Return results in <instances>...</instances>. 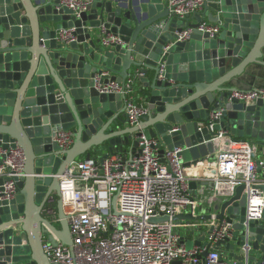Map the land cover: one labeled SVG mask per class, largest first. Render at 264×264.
Segmentation results:
<instances>
[{
    "label": "water",
    "instance_id": "95a60500",
    "mask_svg": "<svg viewBox=\"0 0 264 264\" xmlns=\"http://www.w3.org/2000/svg\"><path fill=\"white\" fill-rule=\"evenodd\" d=\"M204 22L219 31L199 29ZM69 29L72 41L62 37ZM108 34L120 40L104 46ZM263 49L264 0H205L185 19L175 16L167 0H92L79 16L61 0H0V165L4 150L20 147L25 153L23 176L0 175V264H52L43 242L72 244L60 176L93 151L105 158L131 145L137 154L144 134L156 140L162 160L166 150L182 148L185 173L205 167L204 177L216 160L219 145L213 139L226 131L236 141H251L264 157V98L233 95L234 78L259 62ZM130 77L135 88L137 81L142 84L136 93L150 114L141 118L145 123L119 133L120 123H130L126 98L98 86ZM58 130L73 133L68 149L54 140ZM257 172L262 181L250 189L264 196V168ZM10 180L14 196L6 199L4 184ZM213 186L198 176L190 181L200 202L196 214L174 218L205 223L214 215L215 222L197 228V240L181 242L205 246L206 256L207 235L229 226L214 247L239 260L246 249L250 262L260 264L264 205L260 218L248 220L246 184L210 202L207 189ZM54 201L60 229L42 216L53 211Z\"/></svg>",
    "mask_w": 264,
    "mask_h": 264
},
{
    "label": "built area",
    "instance_id": "2783aa9c",
    "mask_svg": "<svg viewBox=\"0 0 264 264\" xmlns=\"http://www.w3.org/2000/svg\"><path fill=\"white\" fill-rule=\"evenodd\" d=\"M91 2L92 0H61V4L73 9L76 16ZM204 2L205 0H167L171 11L180 19L200 10ZM199 29L215 33L219 31V26L204 22L199 25ZM188 34L185 32L184 36ZM62 37L74 40L70 29L63 31ZM119 40V37L108 34L102 38V43L109 46ZM98 89L125 96V112L133 126L148 112L144 105L136 102L135 80L132 77L125 83L112 81L99 85ZM233 95L241 99L264 98V89L238 91ZM213 126L211 123V127ZM140 138V152L137 154L114 152L105 158L92 154L88 159H77L60 176V199L69 223L72 244H65L59 239L56 243L45 240L43 250L50 263L255 264L250 262L246 249L239 260L228 258L214 247L226 234L229 226L215 229L207 235L211 250L206 256L203 255L205 246L188 247L185 242H181L182 238L197 240L200 237L197 228L213 224L215 216L205 223L174 218L191 210L195 215L200 203L190 188V181L194 177L185 173L181 155L183 149L166 150L165 159L162 160L158 149L154 147L156 140L147 139L144 134ZM54 140L65 150L73 144L74 135L71 131L58 130ZM213 140L219 145L215 163L208 167L204 177L199 178L214 182V186L207 189L209 201L231 196L238 185L246 184L249 211L247 219L260 218L264 196L260 191L250 189L252 184L259 181L258 167L264 168V160L257 161L255 145L249 140L236 141L226 131H221ZM2 153L6 158L0 165V175L23 176V149L17 147ZM4 188V198H12L14 181L6 182ZM166 216L168 219L163 220ZM260 264H264V260Z\"/></svg>",
    "mask_w": 264,
    "mask_h": 264
},
{
    "label": "crops",
    "instance_id": "0c3cea01",
    "mask_svg": "<svg viewBox=\"0 0 264 264\" xmlns=\"http://www.w3.org/2000/svg\"><path fill=\"white\" fill-rule=\"evenodd\" d=\"M192 17L193 16H191L190 21L195 22V18H192ZM233 82H234L233 85L236 88H238L237 90L242 91V92H249V91L257 89V88L264 89V49H263V57L259 58V62H253V63H250L248 66H246L244 68L242 74L238 77H235ZM141 86H142V84L139 81H137L136 89L139 90V88ZM136 102L138 104L144 105L146 107L145 101L143 99H140L139 95H137V93H136ZM148 113L150 114L149 110H148L147 114ZM142 123H145V121L141 120V124ZM119 127L121 129V131H119V133H123L125 130L126 131L131 130L130 129L131 123H128V124L120 123ZM124 148L127 150L126 152L128 155L132 154L133 150H132L131 145L130 146L127 145ZM257 154L258 153H257V149H256V158L257 159L260 158L261 160H264V157H258ZM93 155L101 156L102 154L100 152H94L93 151ZM81 158H84V156L80 157L78 159H81ZM204 172H205V167H199L196 172L190 171L189 176H191V177L198 176V178H200V176H202L204 174ZM258 180L262 181L261 174H259V173H258ZM49 204L53 207V211L49 212V213L44 211L43 214L41 213L43 218H44L43 220L49 221L53 226L60 229L61 224H60V220H59V211H58L57 203L54 201V202H50ZM39 215L40 214L38 212V215L35 218V220H40ZM47 221H45V222H47ZM36 222L37 221H35V223ZM254 262H257V260H255Z\"/></svg>",
    "mask_w": 264,
    "mask_h": 264
}]
</instances>
